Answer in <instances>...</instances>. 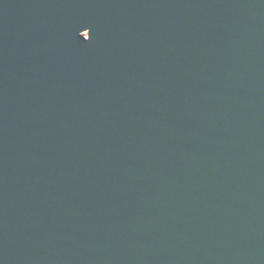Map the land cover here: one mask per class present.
<instances>
[{
  "label": "water",
  "instance_id": "1",
  "mask_svg": "<svg viewBox=\"0 0 264 264\" xmlns=\"http://www.w3.org/2000/svg\"><path fill=\"white\" fill-rule=\"evenodd\" d=\"M0 264H264V0H0Z\"/></svg>",
  "mask_w": 264,
  "mask_h": 264
}]
</instances>
